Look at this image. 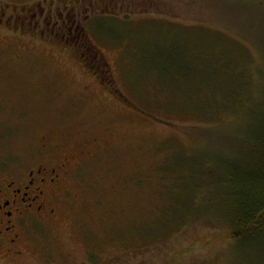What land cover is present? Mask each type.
<instances>
[{"label":"rangeland","instance_id":"rangeland-1","mask_svg":"<svg viewBox=\"0 0 264 264\" xmlns=\"http://www.w3.org/2000/svg\"><path fill=\"white\" fill-rule=\"evenodd\" d=\"M7 1L42 25L0 37V161L29 170L72 159L57 219L41 233L49 263L264 264V244H232L211 217L218 185L181 198L193 175L183 183L188 170L175 169L240 145L220 130L234 119L212 122L193 98L228 50L256 75L264 0ZM77 1V27L53 24ZM34 251L30 264H41Z\"/></svg>","mask_w":264,"mask_h":264},{"label":"trees","instance_id":"trees-1","mask_svg":"<svg viewBox=\"0 0 264 264\" xmlns=\"http://www.w3.org/2000/svg\"><path fill=\"white\" fill-rule=\"evenodd\" d=\"M260 56L263 63L252 77L249 59L241 50L235 54L228 50L223 65L211 55L208 70L214 72L215 63L222 68L206 81L208 90L193 98L202 104L205 116L212 122L234 119L233 124L225 123L220 130L237 133L238 149L230 153L227 148L224 154L216 152V156L195 153L175 163L179 173L181 169L188 170L185 176H180V182H191V172L193 175L192 188L186 189L181 198L192 193L197 201V195L203 191L199 189L201 183L218 185L219 192L214 197L220 196L221 202L211 217H220L231 243L240 248L249 245L260 248L264 244V51ZM211 199L214 200L212 193ZM202 209L199 204L198 210Z\"/></svg>","mask_w":264,"mask_h":264},{"label":"flooded vegetation","instance_id":"flooded-vegetation-1","mask_svg":"<svg viewBox=\"0 0 264 264\" xmlns=\"http://www.w3.org/2000/svg\"><path fill=\"white\" fill-rule=\"evenodd\" d=\"M16 5L0 0V37L15 38L20 30H31L34 25H42L40 18L34 21L35 13L27 5L20 6V10L16 9ZM78 7V1L70 6L69 13L73 17L66 14V6L64 13L55 12L59 15L56 19L47 15L46 24L53 19V24H60L69 30L77 27L80 23L77 19ZM44 13V10L40 11V15ZM70 160L64 157L60 163L51 161L29 170L9 169L0 161V264H27L31 260L30 264L36 257H30L34 250L41 264L53 263L48 261L41 233L57 219Z\"/></svg>","mask_w":264,"mask_h":264}]
</instances>
